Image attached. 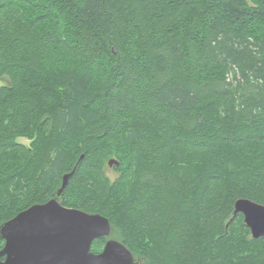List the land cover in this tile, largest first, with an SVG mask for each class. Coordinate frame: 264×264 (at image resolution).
Here are the masks:
<instances>
[{
  "label": "trees",
  "instance_id": "1",
  "mask_svg": "<svg viewBox=\"0 0 264 264\" xmlns=\"http://www.w3.org/2000/svg\"><path fill=\"white\" fill-rule=\"evenodd\" d=\"M0 79V226L82 158L62 205L143 264H264V0H0Z\"/></svg>",
  "mask_w": 264,
  "mask_h": 264
},
{
  "label": "water",
  "instance_id": "2",
  "mask_svg": "<svg viewBox=\"0 0 264 264\" xmlns=\"http://www.w3.org/2000/svg\"><path fill=\"white\" fill-rule=\"evenodd\" d=\"M63 177L53 198L34 205L0 226V264H143L121 242L112 238V227L105 217L62 205L65 190L80 166ZM110 168L119 167L111 159ZM244 216L253 239L264 237V206L251 200L235 203L234 217ZM106 239L104 249L92 252L94 241Z\"/></svg>",
  "mask_w": 264,
  "mask_h": 264
},
{
  "label": "rangeland",
  "instance_id": "3",
  "mask_svg": "<svg viewBox=\"0 0 264 264\" xmlns=\"http://www.w3.org/2000/svg\"><path fill=\"white\" fill-rule=\"evenodd\" d=\"M4 84H5V81L0 79V86H1V85H4ZM18 142H20V143H22V144H24V145H26V146H29L30 143H31V142H30L29 140H27V139H19ZM108 175H109L110 177H112V175H113V170L110 169L109 167H108Z\"/></svg>",
  "mask_w": 264,
  "mask_h": 264
},
{
  "label": "bare ground",
  "instance_id": "4",
  "mask_svg": "<svg viewBox=\"0 0 264 264\" xmlns=\"http://www.w3.org/2000/svg\"><path fill=\"white\" fill-rule=\"evenodd\" d=\"M116 156V155H115Z\"/></svg>",
  "mask_w": 264,
  "mask_h": 264
}]
</instances>
